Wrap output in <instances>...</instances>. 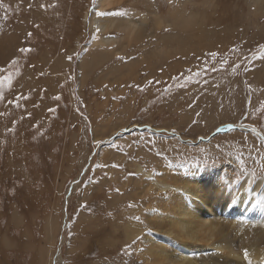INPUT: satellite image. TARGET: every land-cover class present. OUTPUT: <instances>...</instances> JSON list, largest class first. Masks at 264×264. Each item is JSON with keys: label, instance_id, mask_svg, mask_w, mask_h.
Listing matches in <instances>:
<instances>
[{"label": "rangeland", "instance_id": "obj_1", "mask_svg": "<svg viewBox=\"0 0 264 264\" xmlns=\"http://www.w3.org/2000/svg\"><path fill=\"white\" fill-rule=\"evenodd\" d=\"M96 1L0 0V76H12L0 84V264H144L141 236L125 230L135 220L161 241L146 215L160 220L166 189L145 193L149 174L209 170L199 179L215 205L249 174L264 179V19L248 27L247 0L97 10L145 20L147 36L119 55L94 44L84 16ZM170 7L197 13L205 32L176 27ZM218 217L234 218L214 215V239Z\"/></svg>", "mask_w": 264, "mask_h": 264}, {"label": "bare ground", "instance_id": "obj_2", "mask_svg": "<svg viewBox=\"0 0 264 264\" xmlns=\"http://www.w3.org/2000/svg\"><path fill=\"white\" fill-rule=\"evenodd\" d=\"M121 2L122 0H97L90 17L88 12L84 16L90 28L95 29V32L99 34V38L94 39V44L98 49L103 48L111 55L121 54V45H126V40L132 43L134 40H142L147 36L143 35L146 23L141 15L135 17L134 14H130L128 17H121L122 15L115 14L100 16V13H96L97 10L113 9ZM247 3L248 27H259L261 19H264V0H247ZM177 9L169 8L174 25L200 36L204 27L198 21V14ZM116 29L122 30L121 38L111 34ZM124 39L126 40L123 41ZM79 45L78 43L77 47ZM161 46L167 47L164 43ZM263 77L264 73L258 76L260 80ZM262 94L264 97V91ZM251 127L247 126L246 129H252L260 135L256 127ZM239 129L242 128L239 127ZM182 169L178 167L173 170L170 165L161 166L160 175L149 174L151 178H147L143 185L147 194H152L160 183L166 189L165 203L159 205L160 220L158 215H146L152 224L160 226L157 230L160 243L155 235L144 232L137 221H128L125 230L128 238L134 239L141 236L139 244H143V249L140 257H143L146 250L152 256V261L146 259L144 264H232L231 261H236L235 264H264V192L262 191L264 179L254 180L255 176L249 174L244 179H240L235 185L237 187L229 190L222 204L215 205L204 198L205 190L210 191L208 185L211 186V183L199 179L200 172L203 176L209 177L210 171L203 168H190L188 171ZM202 170L206 171L202 172ZM215 175L213 179L222 177V175ZM136 190L138 191V188ZM260 190L262 195L259 197ZM142 193L139 192L140 195H143ZM216 213L223 215L227 213L234 218H215L219 227L214 239L216 225L214 226L213 217ZM253 219L256 221L254 222ZM190 242L202 248L215 247L219 251L207 249L205 253L200 251L197 256L190 255V251H194ZM211 251H214L216 255L209 254Z\"/></svg>", "mask_w": 264, "mask_h": 264}, {"label": "snow or ice", "instance_id": "obj_3", "mask_svg": "<svg viewBox=\"0 0 264 264\" xmlns=\"http://www.w3.org/2000/svg\"><path fill=\"white\" fill-rule=\"evenodd\" d=\"M117 14H122V13H117ZM20 51L21 52H25V51H29V49H23L22 48V49H20ZM261 51L264 52V45L261 46ZM211 55L212 56H216L217 54L216 53H212ZM68 59L71 60L72 57H68ZM14 63H15V61H14ZM0 71H3V69H0ZM11 79H12V76L11 75H8V76H0V84H2L4 81H9L10 82ZM149 83H151V82H149ZM25 98H27V97H25ZM0 99H3V93H2V91H0ZM54 99H60V97L59 96H56V97H54ZM9 103H16V105L19 106L18 101H9ZM49 111H54V109H49ZM0 115H2V114H0ZM136 219H139V218L137 217Z\"/></svg>", "mask_w": 264, "mask_h": 264}, {"label": "crops", "instance_id": "obj_4", "mask_svg": "<svg viewBox=\"0 0 264 264\" xmlns=\"http://www.w3.org/2000/svg\"><path fill=\"white\" fill-rule=\"evenodd\" d=\"M1 245V244H0ZM1 262V261H0Z\"/></svg>", "mask_w": 264, "mask_h": 264}]
</instances>
